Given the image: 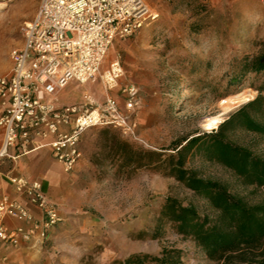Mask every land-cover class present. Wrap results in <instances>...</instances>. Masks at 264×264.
<instances>
[{"label":"rangeland","instance_id":"obj_1","mask_svg":"<svg viewBox=\"0 0 264 264\" xmlns=\"http://www.w3.org/2000/svg\"><path fill=\"white\" fill-rule=\"evenodd\" d=\"M145 2L156 18L147 20L133 36L114 42L101 67L118 58L124 69L119 86L138 88L139 104L130 119L139 142L112 128L89 129L80 141L82 159L69 173L61 166L54 168L48 155L39 163H33L32 154L20 157L29 172L25 177L41 183L60 222L42 242L0 244V264H119L133 254L157 255L163 247L180 250L182 264H216L170 223H163L153 237L165 197L190 204L212 220L215 213L207 201L162 168L127 167L115 152L119 143H125L143 158L155 154L165 160L179 140L216 129H204V120L223 122L256 97L264 75L244 73L243 61L264 48V3ZM37 5L38 0H0V76L10 70L9 52L20 46L22 27L33 18ZM84 90L94 93L96 103L103 101L98 81L85 86L71 82L60 92L59 103L79 104ZM247 92L252 99L236 106L230 102ZM112 95L122 108L118 89ZM234 140L264 159L263 137L237 131ZM187 166L200 177L221 183L248 205L264 204V186L245 184L219 163L195 154L188 157ZM11 169L3 164L0 173Z\"/></svg>","mask_w":264,"mask_h":264},{"label":"built area","instance_id":"obj_2","mask_svg":"<svg viewBox=\"0 0 264 264\" xmlns=\"http://www.w3.org/2000/svg\"><path fill=\"white\" fill-rule=\"evenodd\" d=\"M156 16L145 0H38L33 18L22 27L20 46L9 52L11 68L0 76V163L47 149L69 173L82 159V135L98 127L139 142L130 119L139 104L138 88L119 86L124 69L118 58L101 67L114 42L133 36ZM96 81L104 93L101 103L89 90L79 104L59 103L69 83ZM115 89L122 108L112 95ZM5 178L15 196L0 190V244L42 242L60 222L56 205L39 181Z\"/></svg>","mask_w":264,"mask_h":264},{"label":"trees","instance_id":"obj_3","mask_svg":"<svg viewBox=\"0 0 264 264\" xmlns=\"http://www.w3.org/2000/svg\"><path fill=\"white\" fill-rule=\"evenodd\" d=\"M243 72L264 75V48L255 57L244 59ZM257 96L221 122L215 130L176 142L165 160L160 155L144 158L125 143L116 154L127 167L167 171L166 175L207 201L214 211L212 220L174 197L167 196L157 217L158 235L163 223L174 225L177 233L191 238L216 264H264V204L248 205L232 195L221 183L204 179L187 166L188 157L198 154L231 171L245 184L264 186V159L238 144L237 131L264 138V81ZM109 128V127H102ZM119 264H182L180 250L163 247L157 255L133 254Z\"/></svg>","mask_w":264,"mask_h":264},{"label":"crops","instance_id":"obj_4","mask_svg":"<svg viewBox=\"0 0 264 264\" xmlns=\"http://www.w3.org/2000/svg\"><path fill=\"white\" fill-rule=\"evenodd\" d=\"M66 94H67V92H66ZM31 154H32L31 159H32V161H34L33 163H39V159H41L40 157H42L43 155H48L50 157L49 151L47 149H42V150H39V151L31 153ZM20 157H22V156H20ZM20 157H16L14 159H8V160H5V161L0 163V166H2L3 164H10L12 166L11 171L7 172L6 174L0 173V190L5 192L10 197H14L15 195H14V191H13L12 186L7 182L5 177H7L9 175L25 177L26 175L29 174V172L26 169L25 163H24L25 159L21 160ZM51 165L54 168L61 169L60 165L56 162L52 163ZM16 167L19 169L16 170ZM14 170H16L17 172L14 173ZM16 224L17 223L11 222V225H16Z\"/></svg>","mask_w":264,"mask_h":264},{"label":"bare ground","instance_id":"obj_5","mask_svg":"<svg viewBox=\"0 0 264 264\" xmlns=\"http://www.w3.org/2000/svg\"><path fill=\"white\" fill-rule=\"evenodd\" d=\"M65 89H63L62 92ZM252 97H253V94L251 92L242 93V94H239V95L235 96L233 99H231L230 102L233 105L236 106L238 104H241L243 102H246L249 99H252ZM220 123H221V121L220 120H217L216 118H208V119L204 120V122H203V128L204 129H209V128H212V127H217Z\"/></svg>","mask_w":264,"mask_h":264}]
</instances>
